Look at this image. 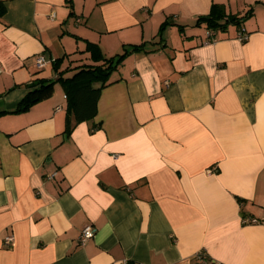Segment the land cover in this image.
<instances>
[{
    "label": "crops",
    "instance_id": "0c3cea01",
    "mask_svg": "<svg viewBox=\"0 0 264 264\" xmlns=\"http://www.w3.org/2000/svg\"><path fill=\"white\" fill-rule=\"evenodd\" d=\"M0 2V110L92 63L87 41L143 43L91 119L67 117L59 80L0 114V264H264V222H243L264 218V0ZM213 4L246 17L197 24Z\"/></svg>",
    "mask_w": 264,
    "mask_h": 264
},
{
    "label": "trees",
    "instance_id": "16d2710c",
    "mask_svg": "<svg viewBox=\"0 0 264 264\" xmlns=\"http://www.w3.org/2000/svg\"><path fill=\"white\" fill-rule=\"evenodd\" d=\"M4 12V5L0 2V14ZM246 15L237 16L228 14L225 8L213 4L211 11L206 16H200L197 24L205 22L206 26L213 30H225L229 22H239ZM143 43L132 44L125 47L123 52L117 54L119 61L127 53L141 50ZM85 50L90 53L92 63H84L76 67V71L70 76H63L61 72L57 78H35L29 83V90L18 102L13 110H0V114L19 112L28 109L33 103L50 96L54 90L56 81H61L65 87L67 97V117L72 114L75 122L91 119L97 111V100L101 89L107 84L110 73L116 66L113 60L116 56L106 57L101 52L97 43L87 41ZM56 64V63H55ZM57 67V65H55ZM98 83L99 85H95ZM71 126L68 127L70 129Z\"/></svg>",
    "mask_w": 264,
    "mask_h": 264
},
{
    "label": "built area",
    "instance_id": "2783aa9c",
    "mask_svg": "<svg viewBox=\"0 0 264 264\" xmlns=\"http://www.w3.org/2000/svg\"><path fill=\"white\" fill-rule=\"evenodd\" d=\"M213 34H214L213 31H210L209 35L211 36ZM247 36L248 35L246 33H243V32L238 33V37L241 40H245L247 38ZM47 61L48 60H47L44 53L38 54L36 56V65L38 67L45 66ZM64 97H66V95H64ZM259 221L264 222V218H262V219H259L256 217H244L243 218V222L254 223V222H259ZM94 231H95V228L92 224H86L82 228L81 233L79 235L80 243L84 244L94 234ZM4 241H5V244L7 246H10L12 244V241H13L12 235H7L4 239ZM122 264H127V263L123 262ZM194 264H214V262L212 260H210L204 252H198V253H196V261L194 262Z\"/></svg>",
    "mask_w": 264,
    "mask_h": 264
},
{
    "label": "water",
    "instance_id": "95a60500",
    "mask_svg": "<svg viewBox=\"0 0 264 264\" xmlns=\"http://www.w3.org/2000/svg\"><path fill=\"white\" fill-rule=\"evenodd\" d=\"M118 59H119L118 57L114 58L113 63H112L113 66H115L117 64Z\"/></svg>",
    "mask_w": 264,
    "mask_h": 264
},
{
    "label": "rangeland",
    "instance_id": "374dc122",
    "mask_svg": "<svg viewBox=\"0 0 264 264\" xmlns=\"http://www.w3.org/2000/svg\"><path fill=\"white\" fill-rule=\"evenodd\" d=\"M56 84H57V86H60V85H59L60 83H59L58 81H56Z\"/></svg>",
    "mask_w": 264,
    "mask_h": 264
}]
</instances>
